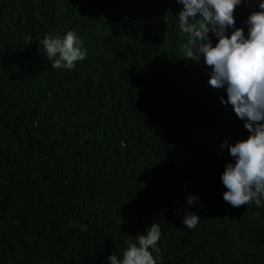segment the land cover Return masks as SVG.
<instances>
[{
	"label": "trees",
	"instance_id": "obj_1",
	"mask_svg": "<svg viewBox=\"0 0 264 264\" xmlns=\"http://www.w3.org/2000/svg\"><path fill=\"white\" fill-rule=\"evenodd\" d=\"M182 8L0 0V264H109L153 223L157 264H264V207L223 199L248 132L202 57H182ZM67 31L86 59L54 69L42 40Z\"/></svg>",
	"mask_w": 264,
	"mask_h": 264
},
{
	"label": "clouds",
	"instance_id": "obj_2",
	"mask_svg": "<svg viewBox=\"0 0 264 264\" xmlns=\"http://www.w3.org/2000/svg\"><path fill=\"white\" fill-rule=\"evenodd\" d=\"M183 5L178 26L185 37L182 57H201L211 76L213 88H225L227 99L239 119L244 121L247 138L229 145L235 163L226 164L221 179L227 189L223 199L232 207H264V0H176ZM214 34L216 42L209 36ZM82 40L73 31L42 40L47 60L54 69L75 67L86 59ZM191 205L198 201L188 196ZM200 217L188 212L182 223L195 228ZM161 229L153 223L146 234L129 243L122 258L110 254L109 264H157ZM157 255H154L153 253Z\"/></svg>",
	"mask_w": 264,
	"mask_h": 264
}]
</instances>
